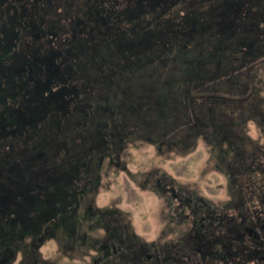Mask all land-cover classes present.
<instances>
[{"label":"flooded vegetation","instance_id":"flooded-vegetation-1","mask_svg":"<svg viewBox=\"0 0 264 264\" xmlns=\"http://www.w3.org/2000/svg\"><path fill=\"white\" fill-rule=\"evenodd\" d=\"M144 1H165L167 7L163 6L160 10L161 13H166L177 12L176 7L181 1L198 0ZM168 1H170V5L167 4ZM199 1H214L213 5L217 13L213 17L217 19L219 35L231 32L233 36H236V65L240 72V75L236 76V81L239 87L244 85L248 90L244 96L240 93V104L244 97L251 96L254 104L251 102L250 111L254 115L258 113L264 115V96H262L264 76L259 75L260 70L264 68V0ZM16 2L0 1V214L5 218L8 216L7 212L14 211L20 220L23 213L18 214V212L31 209L29 203L26 206L23 205L22 198L30 199L29 202H31L36 192L42 188L45 192L44 195H54L57 191L54 189L56 186L59 193H63L68 190L67 185L70 181L76 182L75 189L68 190L72 193L69 195L71 204L78 196V203L73 204L74 212H76L83 196L88 193V187L91 190L98 187L100 174L96 170L99 171L100 166L88 172L89 167H84L81 163L75 165L82 168L80 169L82 172L78 167H75L74 171L68 173V175L70 174L67 179L69 181L58 185L57 182L60 181L61 174L57 173L54 166L51 168L54 170L51 171L52 173L46 167L56 165L57 162L53 159L57 158L55 157L57 153L65 158L71 154L67 148L61 149L60 147L59 149V143L56 141L48 140L47 134H50L51 131L55 134H65L70 132L69 127L73 128L83 120L89 119L85 117L77 119L74 112L79 109L85 110V107L84 103L74 105V102L79 100L82 102L84 95L87 98L97 99L94 97V91L98 87V81L102 80L99 79L97 72V76H94L95 81L91 82V92L85 91L88 89L85 88V82L82 81L75 87L74 81L82 77L84 79L85 76L91 74L92 71L88 70L90 64H83L81 68L77 69L72 64L69 65L68 61L65 62L66 59L61 54V50L65 48L69 53L73 52L72 55L75 53L76 57L82 59L86 40H78L74 42V45L68 47L67 32L63 29L62 20H50L45 13V8L49 6L47 1L33 4V9L31 6H27L25 9L24 7L30 1H25V3L22 1L23 3L21 2L20 5L23 7L22 5L25 4L22 9V16H25V19L23 24L18 23L13 17V5L19 4ZM207 21L210 19H206L205 22ZM220 49L222 62L219 61V65L222 67L226 65L224 52H227L229 47L226 46V43H221ZM223 55L224 57H222ZM81 70L84 71V74L80 72ZM230 73L232 76L235 75L233 71ZM5 78L10 85L3 81ZM13 80L18 85L15 90L11 82ZM216 99L218 98L216 97ZM218 100L221 106L225 105L228 102L227 94L220 96ZM218 102H214V104H218ZM209 106L211 108L212 105L209 104ZM213 107L214 105L209 110L210 116L214 119L209 120V124H206L204 120L205 123L201 127L196 126L199 122L194 120L193 123L196 122V125H192L193 133L197 132L198 137H205L210 144L218 146L226 153L234 154L235 157L240 156V151L237 149L238 143L246 134L248 126L242 127L236 119H231L229 123L225 118L226 115L223 118L220 116L222 120L219 119ZM218 120L220 122L216 123ZM90 121L93 123V120ZM70 123L73 125L71 126ZM216 124L218 125L216 126ZM239 129L241 133H239ZM109 130L111 134L114 132ZM106 131L108 132V130ZM35 139H39V141ZM117 139L120 140L119 136ZM45 140L46 142H44ZM67 140L68 137H65L66 142ZM260 145L264 146V143H260ZM95 149L97 155L105 157L109 154L110 161H116L113 160L115 151H113L114 153L110 151V153L107 149V153L103 147L99 149L97 146ZM69 165L72 166V164L67 163V172ZM62 168L60 167V170ZM63 174L65 175V173ZM93 178L95 183L92 182ZM163 180L160 179L161 191L167 192L168 189H164L166 186ZM39 182H43L44 187L37 188ZM78 188L81 189L78 190ZM170 191L173 190L170 189ZM172 197L170 196L168 199L169 202ZM259 199L253 209V218L245 221L241 219L229 221V218L219 217L213 207L212 209L207 208L209 205L204 203L201 208H206V213L196 212L192 222L187 224L181 219L185 211L182 209L178 212L174 208L176 212L169 213L168 216L174 224L169 229L165 228L161 235L174 234L176 241L172 240L169 245L161 240L157 241L155 244L157 248L153 254L148 249L144 250L143 246L135 249L132 238L129 243L125 244L126 264H264V197L259 196ZM185 203H187L185 205L187 208L195 209L197 203L200 205V200L199 198L194 199V196L192 198L187 196ZM170 206L172 205L170 204ZM73 208L71 207L70 210L73 211ZM92 208L90 206L89 211L93 213ZM239 215V218H242L241 212ZM67 223H63V228L68 231ZM18 228L13 234L15 238L13 236L11 239L21 238L17 236ZM181 237L185 240H179ZM44 238L47 239L46 236ZM0 243H2L0 244V264H6L15 256V249L8 242L6 244L2 237H0ZM112 245L115 246V243L108 246ZM108 249L105 250L106 255ZM126 251L122 250V253H126Z\"/></svg>","mask_w":264,"mask_h":264},{"label":"rangeland","instance_id":"rangeland-1","mask_svg":"<svg viewBox=\"0 0 264 264\" xmlns=\"http://www.w3.org/2000/svg\"><path fill=\"white\" fill-rule=\"evenodd\" d=\"M16 3L19 4L13 5L14 20L23 24L25 16H22L21 1ZM63 6L64 4L61 3L55 10L47 6L45 8L46 12H44L49 16L48 19L57 20L60 18V12L65 9ZM58 52L60 53V50ZM72 53H69L65 48L61 50V54L66 59L65 62L68 61L69 65L72 64V66L79 69L83 64L91 63L88 58L79 59L75 53L74 55ZM89 67H91V74L85 77L86 79L82 77L74 81L73 85L75 87L81 81H87L89 84L95 81L94 76H97V66L91 63ZM80 72L84 74V71L81 70ZM259 75L264 76V68L260 70ZM3 81L8 83L6 78ZM11 82L14 86L13 89H17L16 81ZM98 82V87L94 91V97L98 100L87 98L84 95L82 96V102L80 100L74 102V105L84 103L85 107V110L81 111L79 109V111L74 112L77 119L85 117L93 120V123L88 119L85 125L80 123L82 126L69 127L70 132L65 134H55L52 131L47 134L48 140L59 143V149L60 147L61 149L67 148L71 155L68 154L65 158L57 153L55 155L57 158L53 159L57 162L56 165L46 167V169H50V172L54 171L51 169L53 166L57 169V173L61 174L60 181L57 180V183L62 185V183L69 181L67 180L70 176L68 173L78 167L75 165L81 163L82 166L89 167L88 172L100 166L99 171L96 170L101 177L98 180V187H94L92 190L88 187V193L83 196L76 212H74L73 204L78 203V196H75L74 203L71 204L69 195L72 193L68 191L75 189L76 182L70 181L67 185L68 190L63 193H59L56 186L54 189L57 191L54 195H44L45 192L42 188L39 192H36L38 196H33V201L29 202L30 199L24 200L22 198L23 205L26 206L29 203L31 209L18 212V214L23 213L22 217H19L20 220L14 211L7 212L8 216L5 218L0 214V237L4 238V242L9 243L16 253L13 259H10L6 264H77V262H80V264H85V262L87 264H126L127 251L125 244L129 243L132 238L135 249L143 246L144 250L148 249L153 254L157 248L155 245L157 241L161 240L168 245L172 240L176 241L174 234L167 233L162 236L159 232L158 239L149 243L137 235V231L132 226L133 223L139 222L142 230L147 220L151 226L158 229L163 220L167 222L165 228L169 229L174 224L168 217L169 213H175V209L178 212L183 209L184 211L188 210L189 214L184 213L181 219L188 224L192 222L196 212L206 213V208H201L204 203L209 205L207 208L212 209L213 207L217 216L225 219L229 218V221H239L240 219L245 221L253 218L255 203L260 200L259 196L264 197V146L260 145V141L264 140V115L261 113L254 115L250 111L253 100L251 96L243 98L242 106H238L236 103L240 101L238 99H241L236 97L238 95L232 97L227 93L228 102L223 106L220 103L216 104L219 101V98L216 99L215 97L216 94L213 95V101H209L212 106L214 105V112L217 113L219 119H221L220 116L223 118L225 115H230L233 120L240 121L242 127L248 126L249 121L255 123V131L259 139L253 140L251 138L248 127L243 139L239 140L238 143L237 149L240 151V156L235 157L234 154L226 153L218 146L210 144L205 137H198L197 132L193 133L192 124L190 126L192 119L196 118L199 123L202 120L203 125L204 120L206 124H209V120L214 119L210 116L209 110L212 106L211 108L209 106V109L206 106L205 108L202 106L205 103L200 105L202 100L198 98H195L196 107L190 113L192 118L186 124L181 123L180 117H176L179 116V113L174 108L167 110L166 114L169 116L167 120H161L159 123L155 121V124H152L150 128L146 127L147 129L143 126L141 128L135 123L137 117L134 112L126 107L122 108V112L119 113L120 119L122 118L125 123L127 122L128 128L125 126L122 133L112 131V134L108 128V132L101 130V135H98L97 126L103 123L107 124L115 118L112 114L104 115L103 118L100 116L102 114L101 109L105 106L110 108L108 112H111L114 103H116V99L111 96V91L108 90L106 84L102 81ZM236 83L238 82L236 81ZM8 84L10 85V83ZM219 89L222 91L226 87L220 83ZM262 96H264V92ZM214 102L216 103L214 104ZM252 104L254 103L252 102ZM174 112L176 115H174ZM197 114L200 115L197 116ZM242 121L244 122L242 123ZM128 122L131 124H128ZM219 122L220 120L216 123ZM239 133H241L240 129ZM118 136L120 140L117 139ZM65 137H68L67 142ZM35 140L39 141V139ZM198 140L203 145L205 152H210L212 160L215 161L214 168L210 167L209 171L215 170L226 178V184L218 186V188H223L226 195L230 197L227 203L217 206L202 195L203 191H209L210 196L213 194L208 187L213 183L211 181H208L203 188H199L193 183L190 186L195 190L191 191L189 187L183 186L189 183L193 175L197 176L200 184L205 183V176L200 172L203 165L196 166L201 158V154L197 152ZM153 145L156 146L155 151L150 152L149 150ZM96 146L99 149L103 147L106 151L108 149L109 152L115 151V153L113 152V160L116 161H110L108 151L106 153L108 156L97 155ZM61 157L62 159H59ZM66 162L72 164V166L69 165L68 172ZM60 167L63 168L60 170ZM78 169L82 172L80 170L82 168L78 167ZM166 172L170 174H165ZM160 179H164L163 183L166 186L164 189H168L167 192L161 191ZM92 182L95 183L94 178ZM44 185L43 182L37 184L38 188L44 187ZM80 189L78 188V190ZM170 189L173 191H170ZM186 195L189 198L193 196L194 199L199 198L200 205L194 203L197 206L195 209L187 208L185 206L187 205L185 203ZM170 196L173 197L169 202ZM174 201H179L178 208L174 209ZM68 206H71L73 211ZM90 206L93 207V213L89 211ZM192 210L193 212H191ZM32 212L33 214L35 212L42 214L34 219ZM239 212L242 213V218H239ZM64 222H68V231L63 228ZM48 223L49 226H47ZM16 228H18L16 230L17 236L21 238L11 239L13 236L15 238L13 234ZM45 236L47 239L44 238ZM179 240L183 241L185 239L181 237ZM112 243H115V246H108ZM41 248H43V253L40 251ZM107 249L108 254L106 255L105 250ZM122 250L126 253H122ZM42 257H48V259L45 260Z\"/></svg>","mask_w":264,"mask_h":264},{"label":"trees","instance_id":"trees-1","mask_svg":"<svg viewBox=\"0 0 264 264\" xmlns=\"http://www.w3.org/2000/svg\"><path fill=\"white\" fill-rule=\"evenodd\" d=\"M0 1H30L28 5H22L25 9L27 6L33 9V4H41V1H47L54 10L64 4L66 11L63 8L58 20H62L63 29L67 32L68 47L78 40H86L82 57L97 66L99 79L116 99L111 112L105 106L101 109L103 118L107 114L115 118L107 124H99L98 135L108 128H113L116 133H122L125 126L128 128L120 119L122 108L127 107L134 112L137 117L135 123L139 127L150 128L155 121L167 120V110L174 108L179 113L176 117L186 124L196 107L195 98L202 100L200 105L205 103L202 106L208 107L213 94L218 98L226 93L239 98L240 93L244 96L248 92L244 85L239 87L235 81L240 75L236 65V36L231 32L219 35L217 19L213 17L217 13L214 1H181L176 7L177 12L166 13L160 10L167 7L165 1ZM169 2L167 4L170 5ZM206 19L210 21L205 22ZM221 43L229 47L224 52L226 65L222 67L219 65V61L222 62ZM232 71L235 77L230 73ZM220 83L226 89L220 91ZM84 85L88 89L85 91H90L91 84L86 81ZM236 103L242 106L240 101ZM225 118L230 123L232 117L226 115ZM194 120L197 121L192 119L190 126L196 125ZM87 122L85 119L81 124ZM200 123L196 126H203L202 120ZM41 214L35 212L33 218Z\"/></svg>","mask_w":264,"mask_h":264},{"label":"clouds","instance_id":"clouds-1","mask_svg":"<svg viewBox=\"0 0 264 264\" xmlns=\"http://www.w3.org/2000/svg\"><path fill=\"white\" fill-rule=\"evenodd\" d=\"M183 15V13H181ZM249 127V135L253 140L259 139L257 136V133L255 131V123L252 121H249L248 123ZM261 143H264V140L260 141ZM155 145H153L150 148V152L155 151ZM197 152L201 154V158L199 159L197 163V167L200 165H203L202 168H200V172L205 176V183L200 184L197 176L193 175L191 176V179L188 184L183 185L184 187H189V190H195L190 185L195 183L199 188L205 187L207 185L208 181L213 182L211 185H208L209 189L213 192V194L210 196L209 191H203L202 195L211 200V202L214 205H221L223 203H227L230 197H228L225 193V190L223 188H218V186H224L226 184V178L223 174H220L219 172L215 170L209 171V168H214L215 161L212 160L210 152H205L203 145L198 140V147ZM135 171V169H133ZM170 174V173H165ZM178 190V189H177ZM173 207L178 208L179 207V201L173 202ZM185 214H189L188 210H185ZM133 228L137 231V235L144 238L147 242L151 243L158 239L159 232H163L165 227H167V222L161 221L159 228L157 229L155 226H151L147 220L145 222L144 228L141 230L139 222L133 223ZM103 232V230H101ZM41 253H43V248L40 249ZM43 259L47 260L48 257H42ZM77 264H80V262H77ZM87 264V262H85Z\"/></svg>","mask_w":264,"mask_h":264}]
</instances>
